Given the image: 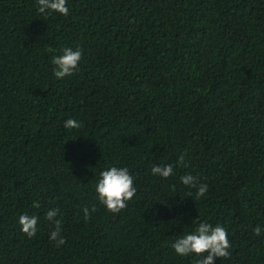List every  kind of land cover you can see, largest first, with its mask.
I'll list each match as a JSON object with an SVG mask.
<instances>
[{
	"label": "trees",
	"instance_id": "16d2710c",
	"mask_svg": "<svg viewBox=\"0 0 264 264\" xmlns=\"http://www.w3.org/2000/svg\"><path fill=\"white\" fill-rule=\"evenodd\" d=\"M38 7L0 0V264H196L172 244L205 221L232 245L214 264H264V0H68L67 17ZM66 47L82 49L79 70L57 79ZM181 155L172 176L152 173ZM111 167L137 188L118 214L96 192ZM23 214L38 217L32 238Z\"/></svg>",
	"mask_w": 264,
	"mask_h": 264
},
{
	"label": "clouds",
	"instance_id": "9594fccd",
	"mask_svg": "<svg viewBox=\"0 0 264 264\" xmlns=\"http://www.w3.org/2000/svg\"><path fill=\"white\" fill-rule=\"evenodd\" d=\"M38 11L45 17L52 13H59L67 17L70 14L68 0H37ZM63 54L52 59V63L56 66L54 76L57 79L72 76L79 70V63L82 59V49H73L66 47ZM65 127L68 129H79L81 123L75 119L65 121ZM177 165L183 167L185 165V156L181 155L179 159L173 163H168L163 166L155 165L152 167L154 175L168 178L174 174V167ZM134 177L130 174L128 168L111 167L100 173V179L96 185L99 202L104 205L108 212L120 213L127 208L128 202L131 201L137 194V188L134 186ZM181 182L192 189H195L197 199L204 197L208 192L207 184H200L199 178L191 174L182 176ZM192 193H189L191 197ZM34 207H39L36 203ZM97 211L93 206L91 212ZM85 220L91 218L89 208L83 209ZM59 209H50L46 213V219L53 223L54 230L50 232V240L55 241L59 247L66 243V239L62 236V223L56 219ZM197 222V220L195 221ZM19 223L22 226L21 230L29 238L36 235L38 228V217L35 215L23 214L19 218ZM254 233L259 236L261 234L260 226L254 229ZM175 252L181 256H189L195 253L202 257L196 261V264H214L215 258H228L230 256L229 249L232 247L228 238L227 230L219 224L213 226L208 222H197V226L193 232L179 237L173 244ZM207 255H204V254Z\"/></svg>",
	"mask_w": 264,
	"mask_h": 264
}]
</instances>
